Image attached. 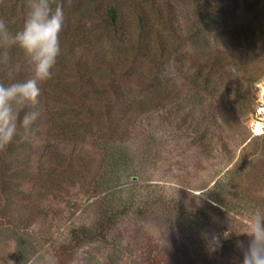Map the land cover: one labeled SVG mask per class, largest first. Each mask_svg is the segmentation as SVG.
<instances>
[{"label": "rangeland", "instance_id": "obj_1", "mask_svg": "<svg viewBox=\"0 0 264 264\" xmlns=\"http://www.w3.org/2000/svg\"><path fill=\"white\" fill-rule=\"evenodd\" d=\"M122 1L127 19L136 27L134 11L144 2ZM87 2L67 0L62 7L63 31L84 35L83 41L95 47L98 31L107 30L96 21L90 24ZM166 2L174 28L188 27L191 0ZM219 11L227 31H212L217 38L211 34V42L217 40L225 51L233 52L229 79L238 84L231 86L255 99V114L264 101L260 92L264 87V0H226ZM152 25L156 31H167L158 23ZM185 33L191 39L184 41L183 48L192 51L194 44L201 45L196 31ZM104 43L110 45L109 40ZM162 69L164 83L183 81V89L198 74L189 60L168 63ZM102 79L98 75V82L106 85ZM130 80L118 78L123 96L142 104L130 113L124 105L114 108L120 118L116 128L120 136L109 145L104 136L95 148L66 140L62 132L58 137L50 133L52 119L61 112L59 104L50 100L45 112L42 108L40 129L27 135L23 155L0 159V264H239L238 242L246 245L248 241L239 235L245 220L252 211L264 213V149L252 131L257 117H252V109L227 103L220 96L228 92L214 85L201 92L200 99L184 98L178 106L170 98L156 99L157 84L148 74L140 78L136 72ZM210 102L215 105L212 109L234 110L236 118L222 125L220 132L216 126H206L209 131L200 138L195 132L201 131L197 121L205 109L211 124ZM190 110L193 117L184 119ZM262 119L264 124V114ZM211 196L228 206L212 201ZM103 210L125 211L116 217L108 242L84 241L63 253L72 231L96 226ZM213 237L219 238L215 251L211 250Z\"/></svg>", "mask_w": 264, "mask_h": 264}, {"label": "trees", "instance_id": "obj_2", "mask_svg": "<svg viewBox=\"0 0 264 264\" xmlns=\"http://www.w3.org/2000/svg\"><path fill=\"white\" fill-rule=\"evenodd\" d=\"M133 1L127 0V2ZM66 2L67 0H52V7L55 8L57 4L63 7ZM142 2L144 3L139 4L141 6L134 11L137 26L132 27L126 17V7L122 0H88L87 4L91 6L92 11L89 19L90 24L92 25V22L96 21L99 27H105L104 29L107 30L98 31V37L95 39L96 42H99L95 47H91L83 41L86 36L76 32L71 34L68 31H63L62 27L60 33L61 54L53 70L54 76L39 84L40 95L36 108L26 109V111L36 110L39 113L28 134L35 133L40 129L42 108L45 112V107L48 106L50 100H53L54 103L59 104L61 112L57 119L52 113L46 112L54 118L50 124L52 126L47 129L50 133L56 134L58 137V134L62 132L61 134L66 140L87 142L95 148L100 147L99 140L104 136L105 145H109L120 136L116 130L119 128L120 118L114 113V108L124 105L130 113L131 108L142 104V100L134 101L123 96V87L118 82V78H128L129 81H132L130 79L136 72L137 77L141 78L142 75L148 74L151 81L156 82L155 97L158 95L156 98L158 100L170 98L180 106L184 98L190 99L192 96V98L200 99L201 92L204 94V91L214 85V87L223 88L225 92H228L221 94L223 97L220 96L227 103L249 111L252 109L253 112L250 111L253 114H251L252 117L255 115L253 107L255 99L252 96L248 97L246 93L243 95L240 90L231 86V83L238 84V82L229 79L231 66L235 62L233 52L225 51L218 45L217 40H214V44H212L210 39L211 34L217 38V35L212 31H227L226 26L221 24L219 19L220 6L226 0H191L193 3V10L189 13L191 23L179 31L174 28L168 18L166 0H142ZM6 5L8 9H5ZM26 5L27 0H0V21H3L11 31L17 30L23 23ZM80 15L85 18V13H80ZM154 22L167 31H156L152 25ZM186 31H196L195 36L200 38L196 42L201 45L194 44L192 51L183 48L184 41L191 39L185 33ZM105 40H109L110 45L104 43ZM184 60L192 61L193 67L198 72L192 77L193 80L188 83L189 85H186V89L181 86L183 81H166L167 83H164L162 67L168 63H178ZM235 65L238 66V64ZM31 75V66L17 50L0 49V83L9 84L16 80L27 79ZM98 75L103 77L102 80L107 82L106 85L98 82ZM202 88H204L203 91H201ZM213 100L215 101L214 98ZM209 104L210 106L207 107L212 114V121L211 124L208 122L210 118L207 113H204L203 107L204 111L200 112L201 121H197L196 127L201 131H195L200 138L201 134L208 133L209 130L206 126H216L215 130L220 132L222 125L228 124V120L233 122L232 119L236 118L234 110L227 107H224V110L212 109V105L214 107L215 105L212 102ZM180 114H176V117H179ZM193 114V110L188 111L184 114V119H191ZM67 115H69L68 119L64 120ZM189 125L191 126V124ZM253 137L262 140L261 149L263 150L264 133L253 135ZM26 146L27 136L25 138V134L21 130L20 135L14 138L10 144L0 148V159L20 157ZM115 156L118 157V155ZM116 158L114 157L115 161ZM262 170L264 171V162ZM211 200L228 206L219 197L211 196ZM213 208L219 210L216 206ZM101 213V218L96 226L80 227L72 231L70 243L62 247L63 253L73 251L84 241L108 242V238L115 228L116 217L118 214H124L125 211L103 210ZM188 218L197 219V215H189ZM204 264L206 263L204 262Z\"/></svg>", "mask_w": 264, "mask_h": 264}, {"label": "clouds", "instance_id": "obj_3", "mask_svg": "<svg viewBox=\"0 0 264 264\" xmlns=\"http://www.w3.org/2000/svg\"><path fill=\"white\" fill-rule=\"evenodd\" d=\"M64 23L61 5L52 7V0H27L22 25L15 31L0 21V49H15L32 68V75L9 84L0 83V148L20 135L30 132L38 118L35 109L40 95L39 84L54 76V68L61 54L60 33ZM23 114V115H21ZM247 244L238 242L241 249L239 264H264V213L252 211L246 218L244 231ZM225 233L224 238H227ZM211 248L219 247L213 237Z\"/></svg>", "mask_w": 264, "mask_h": 264}, {"label": "built area", "instance_id": "obj_4", "mask_svg": "<svg viewBox=\"0 0 264 264\" xmlns=\"http://www.w3.org/2000/svg\"><path fill=\"white\" fill-rule=\"evenodd\" d=\"M260 92H261V95L264 97V87H262ZM263 114H264V101H261V103L257 105V108L255 110V116L257 118L255 121H253V126H252L253 127L252 131L255 135L261 134L262 132V128L264 126V124L262 123Z\"/></svg>", "mask_w": 264, "mask_h": 264}]
</instances>
